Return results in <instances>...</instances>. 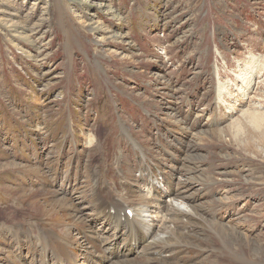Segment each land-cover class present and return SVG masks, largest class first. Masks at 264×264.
<instances>
[{"label": "rangeland", "instance_id": "rangeland-1", "mask_svg": "<svg viewBox=\"0 0 264 264\" xmlns=\"http://www.w3.org/2000/svg\"><path fill=\"white\" fill-rule=\"evenodd\" d=\"M98 195L150 203L130 264H264V0H0V264L122 245Z\"/></svg>", "mask_w": 264, "mask_h": 264}, {"label": "bare ground", "instance_id": "bare-ground-1", "mask_svg": "<svg viewBox=\"0 0 264 264\" xmlns=\"http://www.w3.org/2000/svg\"><path fill=\"white\" fill-rule=\"evenodd\" d=\"M68 121H70V120H68ZM70 124H72V123L70 122ZM68 126L71 127V130H72L71 134H72L73 139H74L75 138V134L73 132V130H74L73 129V124L72 125H67L66 127H68ZM125 129H126V126H125ZM120 133H121V135L124 134V135L128 136L129 140L131 141V143L135 147H137V148L141 149V151H143V149H142V147L140 145V141L132 134L131 131H129L128 129H126V131L122 130V127H121ZM67 139H68L67 136H65V140H67ZM88 143H91V140ZM143 156H144V154L142 152V159H143ZM139 177H140V172H139ZM150 182H151V184L149 183V185L152 188H154L153 184L154 185L158 184V180H157L156 177H152V179H150ZM60 199H61L60 201L65 200L63 198H60ZM171 200H172V203L170 205L171 207H169V212L170 211H174L176 213L183 212V213H187L188 214V212L190 211L188 206H186L185 204H182V203H180L181 205H179L173 199H171ZM95 202L96 203H103L101 201V196L98 195L95 198ZM123 202H124V204H123ZM149 205H150V203L146 205L147 208H148ZM97 206H99L100 210L97 209L96 217L101 219V223L105 222L106 225H108L109 228H112L114 230H118L120 228V225L124 224L125 232H126V234H125L126 238H125V242L122 245H118L117 244L118 242H115V243L109 244L107 246H101V247L99 246V249L97 248V246H95V251H88L87 249H82L83 251L85 250V253H84V254H86L85 257H87V259H91L92 258L91 264H96V263L97 264H102L105 261V259H109V258L117 259L114 262H112L111 264H130V263H135L133 261L135 259H137L136 255H138V253L140 251L139 250V244L141 242H139V241L142 240V238H140V237L144 236V234L146 233V231H145L144 234H142L140 232L141 230H143L142 228L140 230V224L141 223L142 224L145 223V225H146L145 228L147 229L149 234L152 232L151 231V228H152L151 226L152 225L150 226V223H149L150 219L148 218L149 217V213L145 212L144 214L142 213L141 215H137V214H140L143 210L148 212L146 206L142 210V209H140V203L133 204L126 196L125 197H122V196L119 197V195L118 196L111 195L107 201H105L103 204H98ZM62 209H65V208H62ZM125 209H128V210H130L132 212V218L131 219L129 218V215L126 212ZM74 216H75V219L71 221L69 226H74L75 229L78 232H80V233H81V231H83L82 232V236L83 237H88V232H87L88 230L90 231L89 236H93L94 234H97V231L93 230V224H94L95 220L93 221V223L87 222V223H84V224L81 223L82 225H80L76 221L79 220L81 217H79V215H74ZM138 220L141 223L137 222ZM68 221L69 220H67V223H68ZM153 224H154V222H153ZM56 226L57 225H54V226L48 227V229H46V231H48V235H45L43 237V240H42L43 241V252H44V255H46V254L51 255L52 257H54L55 261L59 262L60 264L65 263V261L68 262V263H71L73 258L76 257L77 250L74 247H72L70 242L62 235V234H65V232L67 230V227L64 228L65 229L63 231L64 233L61 234V232H60V234H58V233H55V231H57L56 228H55ZM129 226L131 227L130 229L128 228ZM142 227H144V226H142ZM128 230L130 232V235H131V231H133L132 232L133 236L140 238V240H137V239L132 240L133 244H135V245L130 243V236H129ZM149 234L147 236H149ZM17 236L15 235V238ZM155 237H154V240H155ZM150 238H152V237H150ZM132 239H133V237H132ZM147 239H148V237H147ZM88 240L93 241V243H96V238L88 237ZM145 240L146 239L144 238L143 241H145ZM124 253L135 254V259H134V257L133 258H126L125 260L117 258V257H121L122 255H125ZM143 255L146 256L145 254H143ZM143 255H140V256H143ZM94 256L97 258L96 263L94 262ZM140 256H139L138 259H140ZM140 260L138 262H140ZM146 260H148V259H146Z\"/></svg>", "mask_w": 264, "mask_h": 264}]
</instances>
